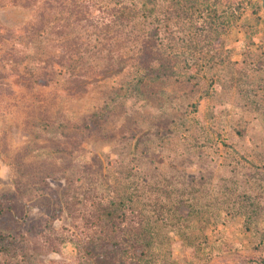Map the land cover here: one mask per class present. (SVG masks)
<instances>
[{"label":"rangeland","instance_id":"obj_1","mask_svg":"<svg viewBox=\"0 0 264 264\" xmlns=\"http://www.w3.org/2000/svg\"><path fill=\"white\" fill-rule=\"evenodd\" d=\"M57 1L0 0V195L30 179L24 232L38 264L82 263V221L41 197L56 202L72 170L79 201L134 195L153 228L151 264H264L262 0L239 22L226 18L232 0H137L151 9L125 22L108 14L121 0H85L68 27L36 31ZM206 3L220 9L216 35ZM65 45L86 57L81 87L61 65ZM147 48L170 67L164 82L146 76ZM110 52L125 66L105 75ZM33 225L68 240L52 250Z\"/></svg>","mask_w":264,"mask_h":264},{"label":"trees","instance_id":"obj_2","mask_svg":"<svg viewBox=\"0 0 264 264\" xmlns=\"http://www.w3.org/2000/svg\"><path fill=\"white\" fill-rule=\"evenodd\" d=\"M36 1V0H33ZM208 1V0H207ZM28 4V1H25ZM85 0H60L55 5L45 4L41 9L36 22V31L50 27L53 31L58 27H68L76 12L87 8L82 3ZM129 2V3H128ZM121 0L117 6L112 7L108 14H111L112 22H125L137 14V10L146 12L151 9L145 1L132 2ZM218 5L220 0H213ZM255 4V5H254ZM213 3H206V18L204 22L208 24L206 31L208 34H218L216 21L218 7H213ZM254 5L253 14H256L259 5L250 0H232L226 6V14L231 22H239L242 15L246 12L247 6ZM258 18V17H257ZM107 22V26L110 25ZM158 36V35H156ZM78 40L81 38H77ZM155 44V43H153ZM110 52L107 57V64L103 68V73L113 74L120 72L124 68L125 61L119 59ZM76 55V57H75ZM86 57L81 55L78 49L65 45V53L62 55L61 65L69 71V84L81 87L85 84L78 77L77 69L82 68L80 64L85 63ZM146 76L164 82V77L168 75L170 67L165 64H156V57L150 48L145 50V56L140 58ZM119 61V62H118ZM191 74L194 68L191 67ZM145 75H139V82L143 83ZM139 93L145 91L137 88ZM104 114L95 111L88 116L87 128L91 129L97 125ZM61 178L68 179V187L63 190L60 198L56 202L50 201L42 193L46 201L47 209H58L59 212L67 211L73 219H80L83 224L85 237L79 242L78 248L81 253V264H151L153 262L151 239L152 227L146 223L141 210L138 208L137 201L131 192L118 195L112 199H105L101 196L87 194L83 200L79 201L80 195L77 191L79 176L73 170L70 173H62ZM44 183V184H43ZM17 192L0 195V264H38V259L33 246L27 239L24 232L25 224L29 223V207L26 199L29 196L30 179L15 178ZM40 186L47 190V183L40 180ZM77 204L82 206L78 208ZM36 236L43 240L44 245L52 250L58 249L59 245L68 240L59 234L47 233L46 230L52 229V225L34 226ZM39 228V229H38Z\"/></svg>","mask_w":264,"mask_h":264},{"label":"water","instance_id":"obj_3","mask_svg":"<svg viewBox=\"0 0 264 264\" xmlns=\"http://www.w3.org/2000/svg\"><path fill=\"white\" fill-rule=\"evenodd\" d=\"M262 7H263V9H264V0H262Z\"/></svg>","mask_w":264,"mask_h":264}]
</instances>
